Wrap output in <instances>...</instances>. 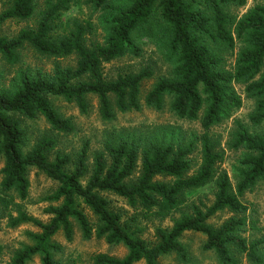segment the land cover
<instances>
[{"label": "trees", "instance_id": "trees-1", "mask_svg": "<svg viewBox=\"0 0 264 264\" xmlns=\"http://www.w3.org/2000/svg\"><path fill=\"white\" fill-rule=\"evenodd\" d=\"M247 4L248 0H9L8 8L0 13V55L9 65H18L21 51L27 48L46 58L76 61L74 67L56 64L52 75L21 71L11 91H0V158L5 161L0 222L1 211L11 210L16 199L27 200L33 170L57 184L46 200L59 204L46 210L49 223L22 212L12 218L13 228L32 224L40 233L29 234L33 245L16 252L9 264H28L36 256L42 264H63L55 259L61 248L53 239L63 231L71 242L73 222L85 240L96 236L128 250L122 260L96 256L95 264H160L162 257L173 253L187 264L188 253L180 239L189 232L205 236L204 249L214 252L221 264H242L244 257L252 264H264V241L243 237L250 211L243 198L264 180V131L252 133L236 122L230 147L245 154L238 162L235 186L219 171L224 152L211 134L243 107L236 85L244 86L247 98L255 103L252 123H264V0L241 18L227 13L230 6ZM84 7L102 14L103 42L91 40L96 35L91 20L68 16L73 8ZM35 18L36 27L25 28L13 38L1 34L10 20ZM141 37L156 42L174 66L172 77L161 79L146 95V107L163 110L170 98L171 112L179 120L199 122L202 135L196 141L180 138L148 144L142 136L109 140L93 164L89 145L77 156L66 155L55 152L58 142L48 136L27 151V121L43 118L53 132L70 135L75 131L52 98L74 103L87 115L88 99L96 97L104 121L115 120L118 112L140 111L141 87L153 72L146 69L110 80L104 66L127 56L139 57ZM226 52L235 54L229 69ZM197 153L200 159L195 169L191 157ZM211 184L216 189L211 207L194 205L190 212H182L188 194ZM105 194L126 200L146 219L163 221L178 213L181 217L171 228H158L152 245L123 224ZM225 210L235 217L218 229L209 224Z\"/></svg>", "mask_w": 264, "mask_h": 264}, {"label": "rangeland", "instance_id": "rangeland-1", "mask_svg": "<svg viewBox=\"0 0 264 264\" xmlns=\"http://www.w3.org/2000/svg\"><path fill=\"white\" fill-rule=\"evenodd\" d=\"M117 0H113L115 3ZM43 2V1H42ZM9 0H0V13L8 8ZM261 0H248L245 7L230 6L227 13L236 18H241L247 14ZM69 17L80 20H91L96 27V35L91 40L103 42V30L99 27L101 13H94L93 10L84 7L82 10L73 8L68 14ZM37 19L18 22L8 21L1 29V34L9 38L17 36L20 31L28 27H36ZM142 53L139 57L127 56L104 66V72L108 79H115L119 75L138 74L143 70L149 69L153 72L151 78L142 84V109L128 113H117L115 120L104 121L100 114L99 101L96 97H89V113L84 115L74 103H68L63 98H52L54 107L66 119L71 120L75 131L70 135L53 132L51 127L43 118L35 121H27L25 126L28 130V149L42 137L48 136L55 138L58 142L55 152L77 156L85 145H89V162L93 164L96 155L104 152L105 143L109 140L126 137H143V143L153 141H173L184 139L185 141L197 140L203 133L199 122H188L179 120L170 108L171 99L167 98L163 110L146 107L145 97L152 88L164 78H171L174 71L173 64L165 57V51L156 42H151L148 38L138 39ZM239 48L236 49L237 54ZM235 54L230 56L225 53L227 68L234 63ZM56 64L63 68L74 67V58L57 60L46 58L37 54L33 49L27 48L21 51V61L18 65H9L0 55V91H11L15 87V80L21 71L30 70L35 73L42 71L47 75H52ZM236 91L243 100V107L234 112L223 124L212 129L211 134L215 140L220 141V150L224 152V160L219 166V171L226 173L235 186L236 170L239 168L238 162L244 156V151L233 150L230 147L232 133L236 129V122L243 123L252 133L264 131V123L254 125L250 116L255 109L253 100L247 98L244 86L236 85ZM193 164L197 169L200 155L197 153L193 157ZM5 166V161L0 158V185L3 180L1 171ZM30 188L29 196L26 201L16 199L9 211H1L2 219L0 222V264H9L15 253L23 250L26 246L33 245L29 234L40 233V229L32 224L22 225L17 228L11 226L12 218H17L19 213H25L43 223H49L51 217L46 214V210L55 205L46 200L57 189V184L45 175L33 170L29 176ZM136 179V178H135ZM158 181H165L158 178ZM216 189L214 184L204 189L192 192L187 196V204L183 206L182 212H190L192 206L211 207L215 201ZM111 203V209L119 214L124 225L136 232L139 237L155 244L156 230L158 228L167 229L173 226L174 220L181 217V213L166 220L146 219L142 211L131 207L128 202L114 195H104ZM245 204L250 207L248 212V225L243 237L249 240L258 239L264 241V180L261 181L253 192L248 193L243 198ZM3 210V209H1ZM86 212L95 224V217L90 210ZM3 214H5L3 216ZM235 217V214L225 210L209 220V224L214 228H220L225 222ZM74 224V238L69 242L63 231L59 232L53 239L59 245L61 251L55 253V259L63 264H95V257L106 255L116 259H124L128 250L123 245H110L105 239H98L96 236L90 240H85L76 222ZM256 228V229H255ZM206 237L189 232L186 233L180 242L187 250L189 263L187 264H221L214 252L206 251ZM264 247L263 245H261ZM264 253V251H263ZM160 264H186L183 263L177 254L173 253L160 259ZM242 264H252L245 257L241 259ZM28 264H42L40 256L34 257ZM139 264H145L141 262Z\"/></svg>", "mask_w": 264, "mask_h": 264}]
</instances>
